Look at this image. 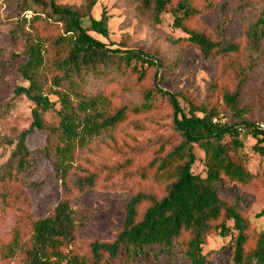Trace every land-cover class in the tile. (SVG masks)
Returning <instances> with one entry per match:
<instances>
[{"label": "trees", "instance_id": "16d2710c", "mask_svg": "<svg viewBox=\"0 0 264 264\" xmlns=\"http://www.w3.org/2000/svg\"><path fill=\"white\" fill-rule=\"evenodd\" d=\"M97 2L85 0L80 9H73L57 0H25L24 10L31 11L32 18L19 19L11 34L12 41H22L25 47L20 70L29 83L16 87L15 93L25 95L34 108L29 127L7 139L10 155L0 176L28 182L44 163L45 175L60 182L62 197L47 216L26 219L28 238L15 234L13 243L5 245L7 256L13 257L15 245L23 264H109L119 257L124 264H136L147 253L158 257L154 247L160 244L162 252L170 255L177 251L190 264H215L217 252H205L204 245L217 234L231 238V264H264V229L254 228L241 196L242 190L253 187L257 175L248 170L238 152L243 145L240 134H249L257 139L255 148L264 155L260 146L264 131L255 127L264 122V81L258 82L263 73L264 12L245 32L244 64L237 57L242 51L241 36L229 35L220 24L203 26L201 0H130L140 19L155 25L164 13H170L173 26L187 34L184 43L195 46L207 59L228 60L222 68L226 78L216 77L207 99L201 101L190 92L162 89L161 63L143 50L113 48L92 36L84 26L86 18L92 21L90 29L108 35V17L92 18ZM232 57L239 61L230 64ZM134 61L142 64L139 67ZM145 63L156 69L153 86H142L141 102L108 111L97 108L96 95L86 90L90 78L115 71L122 76L135 75L143 82L147 77ZM228 69L231 74H227ZM217 80L228 85L221 86ZM49 84L66 90L59 97L57 121L52 123L44 117L54 106L45 94ZM158 93L173 111L171 134L159 135L145 147L133 139L125 145L128 152L107 145L122 158L114 165L94 171L75 165L77 150L96 137L126 126L135 117L151 116L157 109L154 102ZM71 94L79 99L72 100ZM179 95L186 101L187 110L180 104ZM215 118L225 122H214ZM140 126L135 129L143 131ZM36 132L43 134L42 145L32 147ZM228 137L231 142H227ZM195 146L205 152L206 176L193 171ZM117 177L123 183L137 181L142 186L131 190L124 201L115 238H95L80 252L76 248L79 228L74 195H88L99 186L109 188ZM226 182L234 185L235 199L222 193ZM31 185L37 187L39 182L31 180ZM155 187L159 192L153 190ZM263 215L264 211L258 217Z\"/></svg>", "mask_w": 264, "mask_h": 264}, {"label": "rangeland", "instance_id": "374dc122", "mask_svg": "<svg viewBox=\"0 0 264 264\" xmlns=\"http://www.w3.org/2000/svg\"><path fill=\"white\" fill-rule=\"evenodd\" d=\"M58 3L80 9L85 0H57ZM204 9L201 17L203 26L214 23L223 25L229 35L239 34L242 51L239 54L240 62L246 64L247 43L243 41L245 32L250 22L264 12V0H201ZM25 0H0V173L3 165L10 155V146L7 144L9 137L15 136L23 129L29 127L32 121V103L25 95H16L15 88L28 86L29 83L21 74V64L25 61V47L22 41H12L11 34L19 19L32 18L31 11H25ZM242 5H244L242 7ZM242 8V9H241ZM108 17V35L90 29L91 19L84 20V26L89 28V33L95 38L113 48L143 50L149 57L161 63L158 72L161 75V88L170 92L192 93L201 101L207 99L209 88L216 77L222 76V68L228 63L223 59L210 60L193 45L184 43L187 37L181 29L173 26L174 18L170 13L161 16L159 24H149L140 19L133 10L130 0H98L91 15L94 20H100L103 15ZM264 46V41H263ZM237 57L229 59V63L239 61ZM140 67V61H134ZM230 67V66H229ZM262 77L258 82L264 81V61ZM147 77L143 82H138L135 75H119L115 71H103L98 77L90 78L86 90L91 91L97 99V108L108 111L124 104H133L142 101V86L152 87L156 68H149ZM227 74H231L228 69ZM221 86H226V81H219ZM66 92L63 88L48 85L45 94L54 102L52 109L44 115L47 122L57 121L56 111L60 108L59 97ZM216 95L215 98H217ZM72 100L79 99L71 94ZM180 104L187 110L186 101L179 95ZM156 111L148 117H135L124 127L113 129L93 139L86 147L77 150L75 165L81 169L94 171L104 165L120 163L122 158L106 147L117 145V149L128 152L126 143L134 139L139 147L147 146L159 135L172 133L173 111L165 97L157 94L154 102ZM221 116H224L221 114ZM226 117V116H225ZM136 125H141L143 131H137ZM112 137L117 140L114 142ZM243 145L238 152L246 161L250 172L257 175V180L249 190H242L243 205L257 230L264 229V155L256 148L257 139L249 134H240ZM43 134L35 133L31 141L32 147L41 146ZM227 142L231 139L226 138ZM264 148V142L261 143ZM197 160L193 171L201 176H206V155L203 149L195 146ZM139 155V154H138ZM138 155H135V157ZM89 159L90 163L86 160ZM44 163L36 173L28 178V182H14L2 179L0 176V264H23L20 252L13 245V257L7 256L6 244H12L13 239L19 234L21 239L29 236V227L26 223L28 217L43 218L57 205L62 197L60 182L54 177L46 176ZM41 169V170H40ZM36 179L39 185H31V180ZM110 187L99 186L88 195H74L73 208L78 212L77 226L79 238L76 248L83 252L95 238L112 240L115 238L123 217V204L132 191L140 189L142 184L135 182L123 183L117 177ZM225 186V187H224ZM221 190L225 196L235 199L234 185L226 182ZM159 192L155 187L153 189ZM16 234V235H15ZM231 238H222L213 234L204 245V251L217 252L215 264H231L230 252ZM158 257L145 254L136 260V264H190V260L178 253L162 252V246L154 247ZM109 264H124L122 257L112 260Z\"/></svg>", "mask_w": 264, "mask_h": 264}, {"label": "built area", "instance_id": "2783aa9c", "mask_svg": "<svg viewBox=\"0 0 264 264\" xmlns=\"http://www.w3.org/2000/svg\"><path fill=\"white\" fill-rule=\"evenodd\" d=\"M218 121L225 122V119H223V118L222 119H217V118L214 119V122H218ZM255 127L260 131H264V122L256 123Z\"/></svg>", "mask_w": 264, "mask_h": 264}]
</instances>
